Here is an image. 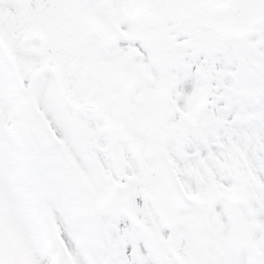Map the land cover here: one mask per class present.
Returning <instances> with one entry per match:
<instances>
[{"label": "snow or ice", "instance_id": "6c2138e0", "mask_svg": "<svg viewBox=\"0 0 264 264\" xmlns=\"http://www.w3.org/2000/svg\"><path fill=\"white\" fill-rule=\"evenodd\" d=\"M0 264H264V0H0Z\"/></svg>", "mask_w": 264, "mask_h": 264}]
</instances>
